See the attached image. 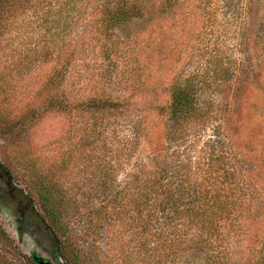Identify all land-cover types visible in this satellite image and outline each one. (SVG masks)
<instances>
[{"label": "trees", "instance_id": "1", "mask_svg": "<svg viewBox=\"0 0 264 264\" xmlns=\"http://www.w3.org/2000/svg\"><path fill=\"white\" fill-rule=\"evenodd\" d=\"M72 1L59 6L73 8ZM174 1L163 0L161 12L173 8ZM197 1L207 26L218 24L216 5L222 1ZM52 2L0 0V55L4 52L2 40L17 27L18 19L30 10L45 6L49 10ZM92 9L95 33L108 39L121 27L142 20L147 3L94 0ZM243 29L238 48L261 65L264 39L256 32L250 37L245 34L247 28ZM214 47L216 52L210 53L203 64L170 83L169 99L158 109L163 125L161 145L150 140L149 127L139 119L127 121L126 133L117 136V128L106 115L126 117L123 101L102 93L74 104L59 98L71 53L52 66L36 95L37 105L28 104L27 109L15 114L0 106V124L16 122L15 118L22 123L37 121L52 112L71 116L78 109L96 114L89 128L66 133L71 147L59 161L41 166L32 156L18 158L53 237L55 262L48 259L51 264H119L105 251L115 239L102 230L105 224L115 226L118 220L127 236L125 245L130 247L127 251L122 248L118 255L126 261L132 253L140 264H197L194 257L198 255L202 264H264L263 193L258 195L250 169L241 164L245 156L228 128L227 104L223 98H216L230 90L244 61L238 63L227 51ZM53 52L49 49L44 55L50 59ZM28 110V120L22 121ZM78 148H88L87 156H73ZM108 151L114 159L111 165L105 161ZM121 164L128 173L122 188L113 193L109 181ZM66 176L77 179L65 186L62 178ZM259 196L263 199L257 200ZM95 199L98 204L91 202ZM97 239L105 240V247L101 248ZM237 246L245 250L241 262L232 261ZM31 249L43 257L35 247ZM29 263L36 264L30 252ZM0 264L14 263L0 255Z\"/></svg>", "mask_w": 264, "mask_h": 264}, {"label": "rangeland", "instance_id": "2", "mask_svg": "<svg viewBox=\"0 0 264 264\" xmlns=\"http://www.w3.org/2000/svg\"><path fill=\"white\" fill-rule=\"evenodd\" d=\"M65 1L53 0L49 10L45 6L26 12L18 19L17 27L2 40L0 87L4 92L0 93V106L15 114L27 109L28 104L37 105L36 95L52 66L71 53L67 80L58 93L59 98L74 104L102 93L112 100L123 101L126 117L106 115L117 128V136L126 133L129 121L139 119L149 127L150 140L161 145L163 125L158 109L169 99L170 83L203 64L210 53L216 52L214 46H217L238 63L244 61L230 90L216 98H223L227 104L228 128L245 156L241 164L250 169L258 195L263 193L264 198V61L261 65L255 64L237 45L243 28H247L248 36L256 32L264 39V0H218L222 1L216 5L219 23L213 27L207 26L197 0L185 5L182 0H176L175 6L164 12H161L163 0H146L143 19L121 27L108 39L99 38L95 33L94 0H74L73 8L61 9L59 4ZM49 49L54 51L50 59L44 55ZM28 112L22 121L28 120ZM95 115L78 109L71 116L52 112L37 121L22 123L15 118L16 122L0 124V173H6L0 181V255L12 263L30 264L29 249L35 246L43 257L55 262L53 237L18 166L19 156H32L41 166L59 161L71 147L66 133L74 128H89ZM9 126L13 128L10 130ZM111 137L108 135V141ZM87 149L78 148L73 156L83 158L87 156ZM105 161L110 165L114 162L111 152L106 153ZM81 163L78 162L80 167ZM127 173V167L121 164L112 174L109 184L113 193L122 188ZM76 179L62 178L65 186ZM98 201L91 202L98 204ZM19 214L24 217L20 227L15 224ZM117 222L115 226L105 224L102 229L115 239L107 245L106 253L119 264H140L135 254L129 253L128 261L118 255L122 248L127 251L130 247L125 245L127 236L123 235L126 233L121 229V220ZM30 236L32 239H28ZM97 241L101 248L105 247V240ZM244 252V248L234 247L232 261L241 262ZM194 262L202 264L199 255L194 257Z\"/></svg>", "mask_w": 264, "mask_h": 264}, {"label": "flooded vegetation", "instance_id": "3", "mask_svg": "<svg viewBox=\"0 0 264 264\" xmlns=\"http://www.w3.org/2000/svg\"><path fill=\"white\" fill-rule=\"evenodd\" d=\"M4 175H6L5 172H3V174L0 173V181H3ZM3 184L5 185L6 182H3ZM11 195H12V196H15V195H13V194H11ZM18 210H21L20 207L18 208ZM25 210H27L26 207H25ZM10 214H11V212H10ZM16 217H17V216H16ZM15 224H16L18 227H20V225H23V224H24V217H23V214H19V216H18L17 218H15ZM21 235L23 236V235H26V234L21 233ZM35 249L37 250V252H39L38 249H37V246H35Z\"/></svg>", "mask_w": 264, "mask_h": 264}, {"label": "water", "instance_id": "4", "mask_svg": "<svg viewBox=\"0 0 264 264\" xmlns=\"http://www.w3.org/2000/svg\"><path fill=\"white\" fill-rule=\"evenodd\" d=\"M29 252L36 264H51L48 259H45L41 256H37V254L32 249Z\"/></svg>", "mask_w": 264, "mask_h": 264}]
</instances>
